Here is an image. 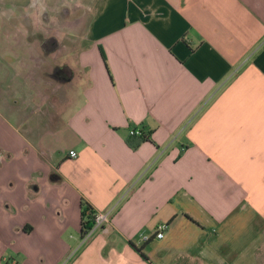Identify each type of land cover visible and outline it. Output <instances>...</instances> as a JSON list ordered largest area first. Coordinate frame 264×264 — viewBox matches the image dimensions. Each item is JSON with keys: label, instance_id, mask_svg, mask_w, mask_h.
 <instances>
[{"label": "crops", "instance_id": "0c3cea01", "mask_svg": "<svg viewBox=\"0 0 264 264\" xmlns=\"http://www.w3.org/2000/svg\"><path fill=\"white\" fill-rule=\"evenodd\" d=\"M0 264H264V0H0Z\"/></svg>", "mask_w": 264, "mask_h": 264}, {"label": "rangeland", "instance_id": "374dc122", "mask_svg": "<svg viewBox=\"0 0 264 264\" xmlns=\"http://www.w3.org/2000/svg\"><path fill=\"white\" fill-rule=\"evenodd\" d=\"M43 10V9H42ZM50 14V15H49ZM42 13L39 18L40 27V42L46 43V46L53 48V43L55 40L53 38H58L61 41L65 39L67 35L64 34L66 26L67 28L74 29L75 27L85 28L89 21L90 12L88 9L82 7V11L71 12V15H64L63 11L57 14L56 17L52 18L51 13ZM23 27H31V20H23ZM82 23V24H81ZM33 25V24H32ZM35 26V25H34ZM67 30V29H66ZM73 38H79L78 35H73ZM43 46V45H42ZM46 59V57H44ZM50 60V59H47ZM52 62V60L50 61Z\"/></svg>", "mask_w": 264, "mask_h": 264}, {"label": "built area", "instance_id": "2783aa9c", "mask_svg": "<svg viewBox=\"0 0 264 264\" xmlns=\"http://www.w3.org/2000/svg\"><path fill=\"white\" fill-rule=\"evenodd\" d=\"M130 135L142 137V138H149V134L141 126L131 128L130 129ZM69 154L71 157H77V152L75 150H70ZM110 220H111V211L110 210H104V211L96 210L94 213L93 226L91 228L85 230L82 233V240L83 241L88 240L92 236L93 232L96 229L104 228L105 226H107L110 223ZM166 228H167V224H165V223L160 224L157 228V232H156L155 237L156 238H162L164 236V232H165ZM143 239L145 241H148V240H150V236L145 235V236H143Z\"/></svg>", "mask_w": 264, "mask_h": 264}, {"label": "trees", "instance_id": "16d2710c", "mask_svg": "<svg viewBox=\"0 0 264 264\" xmlns=\"http://www.w3.org/2000/svg\"><path fill=\"white\" fill-rule=\"evenodd\" d=\"M133 137L139 138V140L137 141L129 140V144L132 147H137L139 141L141 140L149 139V138H142L137 136H133ZM81 205H82V233H83L85 230L93 226L95 210L91 207V205L88 202H82ZM139 250L142 252V248H139ZM143 256L146 257L145 254H143Z\"/></svg>", "mask_w": 264, "mask_h": 264}, {"label": "flooded vegetation", "instance_id": "af4514ba", "mask_svg": "<svg viewBox=\"0 0 264 264\" xmlns=\"http://www.w3.org/2000/svg\"><path fill=\"white\" fill-rule=\"evenodd\" d=\"M65 12H68L66 9L64 10ZM53 43V46H55V47H57V46H59V43H57L56 41H54V42H52ZM62 72H63V74H64V70L62 69ZM66 72V71H65Z\"/></svg>", "mask_w": 264, "mask_h": 264}]
</instances>
